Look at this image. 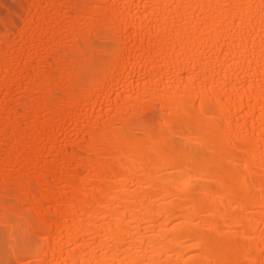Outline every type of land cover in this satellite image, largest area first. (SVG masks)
I'll return each instance as SVG.
<instances>
[{
	"label": "bare ground",
	"instance_id": "1",
	"mask_svg": "<svg viewBox=\"0 0 264 264\" xmlns=\"http://www.w3.org/2000/svg\"><path fill=\"white\" fill-rule=\"evenodd\" d=\"M0 264H264V0H0Z\"/></svg>",
	"mask_w": 264,
	"mask_h": 264
}]
</instances>
